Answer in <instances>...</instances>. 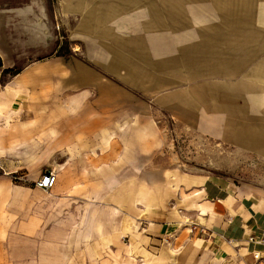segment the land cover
<instances>
[{
	"label": "crops",
	"instance_id": "0c3cea01",
	"mask_svg": "<svg viewBox=\"0 0 264 264\" xmlns=\"http://www.w3.org/2000/svg\"><path fill=\"white\" fill-rule=\"evenodd\" d=\"M59 15L81 57L14 55ZM159 110L264 170V0H0V264H264V188L174 162Z\"/></svg>",
	"mask_w": 264,
	"mask_h": 264
},
{
	"label": "rangeland",
	"instance_id": "374dc122",
	"mask_svg": "<svg viewBox=\"0 0 264 264\" xmlns=\"http://www.w3.org/2000/svg\"><path fill=\"white\" fill-rule=\"evenodd\" d=\"M188 18L190 19V17ZM71 19L72 18L68 15H59V23L58 25L55 24L53 26L48 47H16L14 49V55L17 57V53L20 52L21 58L26 59L27 62L45 60L54 57H63L66 59H69L72 56L81 57L82 47L81 45H78L80 43L74 39L78 28L77 26L74 27V24L67 23V21H70ZM174 21L177 22L176 20ZM187 24L189 23L187 22ZM32 34L33 33L31 32L27 34L28 43H33L34 41L31 38ZM173 51L175 54L176 47ZM21 66L22 64L17 63L12 71L15 72ZM190 84L192 83H187V86H190ZM184 85V83L178 84L177 82L175 86H172L173 88H169L168 92L173 93L174 91H178L180 86L184 87ZM154 102L159 103L160 98L157 96ZM156 123L158 124V130L161 133L160 135H162L165 141L163 152L174 162L180 164L183 163L185 167L191 166L201 168L208 173L214 172L227 174L226 176L234 178L238 182L252 184L256 188H264V173H262L264 170H260L258 161H235L236 165L234 164V171L238 174L229 175V172H233L232 163H229L227 160V147L225 144H217L214 141L209 140V138L198 136L197 134L182 128L178 122V118L173 117L165 111H156Z\"/></svg>",
	"mask_w": 264,
	"mask_h": 264
},
{
	"label": "built area",
	"instance_id": "2783aa9c",
	"mask_svg": "<svg viewBox=\"0 0 264 264\" xmlns=\"http://www.w3.org/2000/svg\"><path fill=\"white\" fill-rule=\"evenodd\" d=\"M56 173L54 170H50L47 171L40 180H38L35 183V186L44 190L45 192H49L56 184ZM190 230L191 232H199L201 235H209L210 231L205 228V227H201L198 228V226L196 224H191L190 225Z\"/></svg>",
	"mask_w": 264,
	"mask_h": 264
},
{
	"label": "bare ground",
	"instance_id": "6f19581e",
	"mask_svg": "<svg viewBox=\"0 0 264 264\" xmlns=\"http://www.w3.org/2000/svg\"><path fill=\"white\" fill-rule=\"evenodd\" d=\"M65 2V1H64ZM72 4V3H71ZM66 5V4H65ZM64 16V15H63Z\"/></svg>",
	"mask_w": 264,
	"mask_h": 264
}]
</instances>
